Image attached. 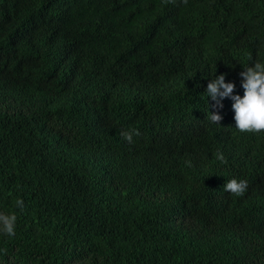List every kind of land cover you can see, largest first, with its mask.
Masks as SVG:
<instances>
[{
	"label": "trees",
	"instance_id": "obj_1",
	"mask_svg": "<svg viewBox=\"0 0 264 264\" xmlns=\"http://www.w3.org/2000/svg\"><path fill=\"white\" fill-rule=\"evenodd\" d=\"M256 62L264 0H0V264H264V132L204 95Z\"/></svg>",
	"mask_w": 264,
	"mask_h": 264
},
{
	"label": "clouds",
	"instance_id": "obj_2",
	"mask_svg": "<svg viewBox=\"0 0 264 264\" xmlns=\"http://www.w3.org/2000/svg\"><path fill=\"white\" fill-rule=\"evenodd\" d=\"M187 3V0H182ZM242 77L241 86L244 90L243 97L233 95L235 84L225 82L224 74L212 79L206 87L205 96L210 97L215 102V106L222 107L221 100L230 98L234 102L231 107L235 112V128L241 133L259 134L264 132V63L256 62L252 66L244 67L240 72ZM207 118L219 125L222 117L219 114L210 113ZM120 135L128 143H133V136L139 135V131L132 129L130 131H121ZM216 158L222 163H226L222 153H217ZM191 166L190 161L185 162ZM248 187L246 180H237L235 178L227 180L223 186L224 191L235 195L242 196ZM15 204L18 208L23 209L24 202L17 199ZM16 215L0 212V232L8 237H14L16 232Z\"/></svg>",
	"mask_w": 264,
	"mask_h": 264
}]
</instances>
